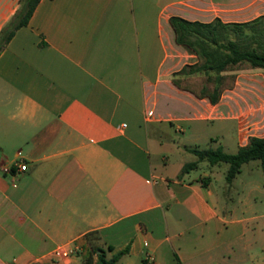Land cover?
<instances>
[{
	"label": "crops",
	"instance_id": "0c3cea01",
	"mask_svg": "<svg viewBox=\"0 0 264 264\" xmlns=\"http://www.w3.org/2000/svg\"><path fill=\"white\" fill-rule=\"evenodd\" d=\"M20 8L0 0V34ZM173 16L246 23L264 0H41L1 53L0 264H95L92 243L128 250L118 264H259L236 179L220 192L162 153L171 129L195 159L204 141L264 137V73L245 64L218 103L200 96L175 75L197 57Z\"/></svg>",
	"mask_w": 264,
	"mask_h": 264
},
{
	"label": "trees",
	"instance_id": "16d2710c",
	"mask_svg": "<svg viewBox=\"0 0 264 264\" xmlns=\"http://www.w3.org/2000/svg\"><path fill=\"white\" fill-rule=\"evenodd\" d=\"M41 0H21V8L11 22L0 34V55L10 43L16 32L29 24ZM170 22L176 33V41L197 57V62L185 65L175 75L183 73H205L208 80L215 81L212 92L204 88L200 96H207L213 104L219 102L222 95L223 73L234 71L247 64L252 69L264 73V16L246 23L225 24L220 19L210 23L189 21L173 16ZM235 79V76L232 77ZM181 87V84L174 80ZM196 160L186 164L181 174H187L197 169L202 162L215 166L228 164L226 181L231 185L241 173L242 167L252 161H261L264 169V137H251L246 146L239 148L235 154L226 153L222 148L216 150L191 149ZM209 180V179H208ZM94 240V239H91ZM108 250H112L108 247ZM92 255L97 254L95 264H118L128 250L107 258L106 250L92 243ZM87 264H94L93 258Z\"/></svg>",
	"mask_w": 264,
	"mask_h": 264
},
{
	"label": "rangeland",
	"instance_id": "374dc122",
	"mask_svg": "<svg viewBox=\"0 0 264 264\" xmlns=\"http://www.w3.org/2000/svg\"><path fill=\"white\" fill-rule=\"evenodd\" d=\"M244 65L240 68H243ZM187 74L189 76L187 81H184V83L188 84L189 86L193 87L195 90H199L202 85L207 86V88L211 89V87L215 86L214 80H208L209 77L205 73H183ZM226 79L223 82V86H226L230 84L232 81L233 74L229 73L227 76H225ZM170 137L173 141H171V148H166L163 150L164 156H169L171 160L172 165H176L178 163H191L195 161V157L191 154H180L176 152L175 148L178 145L184 144V138L181 133H176L174 129L170 130ZM234 136V135H233ZM226 149H224L229 154H235L238 150L237 143L234 141L232 135H227L226 137ZM200 150H208L213 149L216 150L218 148H221L220 143H211V142H201L199 147ZM229 166L228 164H219V166L212 168L211 165L208 162H204L200 164V167L193 170L190 173V176L192 178L200 177L201 175L208 174L215 177L214 185L217 188L218 191L223 192L226 191V174ZM234 193L233 197L237 201L240 200L243 193L244 196L249 195L250 199V205L246 209V216L254 217L255 219L251 222L250 229L252 231L258 232L260 230L264 231V169L262 166V162L252 161L248 164H245L242 168L241 174H239L234 181ZM240 192V194H239ZM238 213H242V209L240 208L238 210ZM241 253V251H238ZM255 255L257 256V261L259 264H264V239L263 242H260L255 246L254 250ZM247 254L244 253V255L239 254L237 259H239L238 264H241L244 261V264L250 259L249 257H246ZM242 261V262H241Z\"/></svg>",
	"mask_w": 264,
	"mask_h": 264
},
{
	"label": "built area",
	"instance_id": "2783aa9c",
	"mask_svg": "<svg viewBox=\"0 0 264 264\" xmlns=\"http://www.w3.org/2000/svg\"><path fill=\"white\" fill-rule=\"evenodd\" d=\"M14 166L17 167L18 168V171H21V172L22 171H25L27 169V166L24 165V164H17L16 163V164H14ZM4 172L5 173H8V174H11L13 172V168H11V167H5L4 168ZM62 255L64 257H70L72 255V252H70V251H62ZM150 260H153V257H151Z\"/></svg>",
	"mask_w": 264,
	"mask_h": 264
}]
</instances>
